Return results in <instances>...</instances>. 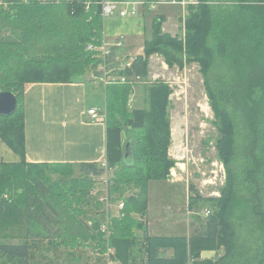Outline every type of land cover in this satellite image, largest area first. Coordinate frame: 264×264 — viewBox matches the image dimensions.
Wrapping results in <instances>:
<instances>
[{
    "label": "trees",
    "instance_id": "obj_1",
    "mask_svg": "<svg viewBox=\"0 0 264 264\" xmlns=\"http://www.w3.org/2000/svg\"><path fill=\"white\" fill-rule=\"evenodd\" d=\"M100 1L0 0V90L16 98L14 112L0 116V139L18 156L14 162L0 160V253L25 260L34 236L73 242L93 237L101 253L113 248L120 264L132 262L135 246L144 264H186L188 258L192 264H264V0H200L189 5L183 37L161 30L163 15L152 19L143 54L117 72L125 82L104 88L105 166L26 161L24 85L95 79L99 60L86 45L99 44L103 36ZM3 29L12 35H3ZM153 53L163 55L170 66L199 63L219 123L215 147L226 168L225 182L219 196L203 198L214 208L190 236L147 233L148 182L167 180L175 165L168 154L167 84L155 81L144 88L146 106H128L133 86L140 82L135 77L146 78ZM209 74H215L213 82ZM75 166L84 176L67 179ZM107 169L114 171L108 194L118 192L123 202L119 214L107 218L108 237L100 221L89 227L79 219L82 209L76 210L75 196L71 200L68 195L87 196L89 191L80 185ZM46 170L61 176L50 183ZM131 184L137 191L122 197ZM198 197H188V208ZM81 201L79 197L77 204ZM21 227L24 234L17 236L15 229L21 233ZM138 228L143 232L139 241ZM16 237L21 241L15 242ZM167 249L172 255H161ZM205 250L215 254L201 259Z\"/></svg>",
    "mask_w": 264,
    "mask_h": 264
},
{
    "label": "rangeland",
    "instance_id": "obj_2",
    "mask_svg": "<svg viewBox=\"0 0 264 264\" xmlns=\"http://www.w3.org/2000/svg\"><path fill=\"white\" fill-rule=\"evenodd\" d=\"M122 1L133 2L138 0ZM121 6L124 8L131 7L130 5ZM170 6L169 4H162L151 10L138 6L135 15L121 17L115 14L104 19V22H110V28L122 27L121 30L124 31L129 28L134 29L136 26L138 30V27L145 28L143 38L131 37L133 41L130 39V44L127 47L118 49L114 57L111 56L112 67L121 69L120 66L137 55L135 54L137 48L142 47L144 39L150 36L152 19L160 15L163 10H166V13L170 14L172 18L171 22L162 23L161 30L171 36L183 37L184 19L188 10H183L177 5H173L174 8ZM1 32L6 36L12 35L5 29ZM148 62V75L142 81L137 82L135 89L133 88L134 92L130 96L131 104L128 106L130 108L143 107V99L146 94L144 88L153 82L162 81L167 84L170 89L167 117L169 118L171 130V143L168 154L175 160L174 167L170 169L168 181L151 180L148 182L147 198L151 208V219L153 222L154 218L157 217L158 223L159 220L162 223L163 216L161 217L160 214L166 211L169 216L168 221L160 223L157 227L154 226V221L153 228L157 229L155 233L166 236L185 235L187 233V222L193 223V226L198 228L203 225L206 218L205 211L212 212L214 208L203 198L219 196V189L225 182L226 168L223 161L218 158L215 147L217 139L220 138L219 123L213 113L211 100L205 85L206 78L199 63L195 61L185 63L182 67L178 64L170 66L165 61V57L158 53L151 54ZM119 69H116L115 72L117 73ZM219 72L218 69L217 73ZM208 76L210 81L213 82L215 74L214 76L212 74ZM84 81L87 84L89 94L94 93V100L98 101L97 105L100 109H103L104 87L98 82L91 81L88 77ZM123 136L125 140L126 134ZM2 144L0 139V147ZM117 169L121 171L120 168ZM46 172L50 183L61 176L60 173H53L49 170H46ZM113 173V170L107 169L102 175L92 177L91 183L85 186L80 185L81 188L85 187L89 191L87 196L82 197L80 192H77L78 188L74 190V192H77L75 195L68 194L71 200H74L75 196L74 206L76 210L82 209L78 217L89 227L93 226L96 220L102 224L106 221L104 198L110 189ZM83 176L84 173L78 166H75L66 178H81ZM131 185L133 186V184ZM69 187L70 184L66 186V192L71 188ZM19 191L20 189L17 192ZM135 191L137 189L134 186L125 188L122 197H128ZM197 194L199 197L193 199V205L188 208V197ZM4 196H7V194L5 193ZM79 197L82 201L77 204ZM119 198L118 192L113 191L112 195H109L112 205L111 215L113 214V216L119 212L116 207L120 202ZM132 215L139 216L136 213H132ZM57 225L55 224L52 229L56 230ZM190 228L189 234L194 233L192 232V224ZM21 231L19 233V230L15 229L17 236H23V227H21ZM142 233L141 229H135L138 241L141 239ZM14 241H21V238L16 237ZM30 242L32 244L27 259H11L0 253V264H106L107 257L105 253L99 251L96 246V239L93 237H83L73 242L70 239H59L52 236L45 238L34 236L33 241ZM133 251L136 256L129 264H144L145 259L142 258V251L138 249V246H135ZM213 253L214 250L201 252V254L210 256ZM161 255L165 256L162 252ZM201 257L203 256L201 255Z\"/></svg>",
    "mask_w": 264,
    "mask_h": 264
},
{
    "label": "crops",
    "instance_id": "obj_3",
    "mask_svg": "<svg viewBox=\"0 0 264 264\" xmlns=\"http://www.w3.org/2000/svg\"><path fill=\"white\" fill-rule=\"evenodd\" d=\"M170 7L174 8L173 5ZM161 15L164 16L163 24L168 21L171 22L172 16L166 13V10H163L158 17ZM109 23L110 22L103 21V26L106 24L103 27V36L110 42L118 37H121L123 40L122 46L113 48V57L118 49L127 47L130 44L129 40H132L131 37L137 36L140 39L143 38L142 35L144 34L145 28L138 27V30L136 26L134 29L129 28L127 31H124L121 30L122 27L110 28ZM135 54H143V44L142 47L140 46L137 48ZM133 58L134 57H132L131 60ZM86 78L87 77H84L73 82L25 83L24 138L25 159L27 162L71 164L96 163L105 166L106 124L105 121L91 120L88 114V110L92 108H95L98 112H103V110H105V96L103 109H100L99 105H97L98 101L94 100V93L89 94L88 92L87 84H85L86 82L84 81ZM90 80L100 84L96 79ZM133 88L135 89V85ZM133 92L134 90L132 93ZM145 97L146 94L143 99L144 105L146 104ZM122 138H124V136H122ZM0 160L4 162H14L18 160V156L3 143L0 147ZM166 181H168V179ZM160 216H163L162 223L168 221L169 216L166 211H163ZM144 218L147 224V233L149 235L163 236L160 235L161 233H155L157 229L153 228L154 221L155 227L159 226L161 222L159 220L158 223L156 220L157 217H155L152 222L149 203ZM191 224L193 228L192 232L198 229V227L193 226V223L187 222V233L184 236L191 235L189 234ZM161 252L166 256L172 255L170 249L162 250ZM201 255L203 256L201 259L210 256L205 254Z\"/></svg>",
    "mask_w": 264,
    "mask_h": 264
},
{
    "label": "built area",
    "instance_id": "obj_4",
    "mask_svg": "<svg viewBox=\"0 0 264 264\" xmlns=\"http://www.w3.org/2000/svg\"><path fill=\"white\" fill-rule=\"evenodd\" d=\"M200 2V0H138L133 2H127L122 0H101V16L103 19L113 16L117 14L118 16H127V15H135L137 13L138 6L145 7L148 10H151L155 8L158 5L166 4V5H177L183 10L187 9L189 5H196ZM121 5H130V8H124ZM123 45V40L121 37L116 38L114 41L110 42L108 41L104 36H102V39L100 40L99 44H95L92 42L87 43L86 48L88 50H91L94 52V56L98 58V64H97V72L98 74L94 76L95 79H97L100 84L105 88L108 84L114 83V82H125V76L119 75L115 72L116 69L111 66V56H112V50L114 47H120ZM131 59H129L127 62H125L121 67H129L131 64ZM136 81H142V79L138 76L135 77ZM131 99L128 100V105L131 103ZM88 114L90 116L91 120L94 121H105V110L103 112H98L95 108L89 109ZM105 205H106V221L102 225V230L106 231L107 229V218L111 215V203L109 200L108 192L104 198ZM118 211L123 208V202L120 201L116 205ZM119 212L116 214L118 215ZM209 211H205V214L208 215ZM109 231H106V237H108ZM107 259L106 264H120L117 259H115L114 256V249L110 246L107 247V250L104 252ZM215 253H213L214 255ZM212 255V256H213ZM192 259L188 258L186 264H192Z\"/></svg>",
    "mask_w": 264,
    "mask_h": 264
},
{
    "label": "water",
    "instance_id": "obj_5",
    "mask_svg": "<svg viewBox=\"0 0 264 264\" xmlns=\"http://www.w3.org/2000/svg\"><path fill=\"white\" fill-rule=\"evenodd\" d=\"M15 107V95L10 91L0 90V116H10L14 112ZM125 155H127V152L125 153Z\"/></svg>",
    "mask_w": 264,
    "mask_h": 264
}]
</instances>
